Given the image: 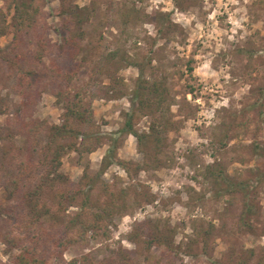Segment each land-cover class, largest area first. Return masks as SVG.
I'll return each mask as SVG.
<instances>
[{"label":"rangeland","instance_id":"rangeland-1","mask_svg":"<svg viewBox=\"0 0 264 264\" xmlns=\"http://www.w3.org/2000/svg\"><path fill=\"white\" fill-rule=\"evenodd\" d=\"M68 1L86 20L81 26L71 24L78 34L80 50L70 61L62 53L58 36L64 25L57 15L60 0H36L42 12L39 25L50 40V49L43 65L37 66V77L46 87L32 92L35 104L27 114L51 126L61 125L64 107L57 105L55 94L62 87L72 99L78 94V100L92 113L95 133L118 139V159L144 165L145 156L136 138L114 135L125 125L124 114L131 112L132 92L141 66L146 80H166L171 106H165V110L169 108L167 118L172 130L160 156L163 167L131 178L120 166L112 165L102 179L118 190L138 185L140 191L149 193L150 203H132L129 199L128 210L114 217L110 239H94L92 232L88 233L64 254L65 262L85 255L100 261L121 247L135 252L130 235L138 224L150 220L176 227L177 245H186L197 226L212 223L216 235L211 256L198 257V264L223 260L229 254L231 241L246 250L264 248V235L238 239L225 231L226 226L233 229L239 207L231 208L227 199H218L204 178V169L215 161L221 162L232 177L264 165V159L253 157L249 148L256 138L264 141V123L251 108L255 103L252 90L264 84V0ZM0 8H4L1 0ZM12 41V34L0 38V47L7 55ZM26 51L29 63L23 68L27 71L32 69L30 55L35 45L28 44ZM55 67L74 74L72 83L51 79L49 73ZM18 81L17 71L0 61V129L8 127L10 118L23 113ZM51 81L56 82L53 85ZM151 122V117H141L136 121V132L149 134ZM225 127L230 128L233 137L226 149L219 150L217 138ZM26 142L23 135L15 137V144L0 140V157L4 148L26 147ZM109 144L82 157L70 152L62 159L61 172L73 183L80 182L87 166L89 173L96 175ZM17 202L0 187V264H15L13 256L17 251L7 246L3 237L17 234L16 221H8L3 210ZM259 202L260 226L264 227V188ZM23 210L24 207L20 215L25 214ZM76 212L77 209H67L70 216ZM13 215H18L16 210ZM50 250L49 264H60L54 248ZM160 252L154 249L153 255L159 256ZM182 258L184 264L194 262ZM138 264L146 263L139 258Z\"/></svg>","mask_w":264,"mask_h":264},{"label":"trees","instance_id":"trees-1","mask_svg":"<svg viewBox=\"0 0 264 264\" xmlns=\"http://www.w3.org/2000/svg\"><path fill=\"white\" fill-rule=\"evenodd\" d=\"M1 1L4 8H0V38L12 34L13 41L8 46V55L0 47V61L19 75L18 93L22 98L24 114L18 113L8 120V127L0 129V140H9L15 144L16 136L27 137L26 147L4 148L0 157V187L5 189L11 200H18L16 205L3 210L8 221H16L17 234L9 233L3 237L5 244L17 251L13 256L14 263L49 264L51 248H54L53 253L61 260L60 264H138L139 258L146 264H184L183 256L194 260L193 264H198V257H210L216 235V227L212 223L197 226L194 228L195 234L186 245H177L176 227H172L169 222L162 224L150 220L138 224L130 235V242L136 246L135 252L121 247L100 261L85 255L65 262L64 254L87 237L88 233L92 232L94 239H110L109 229L114 217L128 210L129 199L132 203H150L149 193L140 191L138 185L118 190L115 185L102 179L112 165L120 166L131 178L164 166L160 156L164 153L168 133L172 130V124L167 118L171 103L166 80L150 82L145 79L144 68L138 66L139 78L132 92L131 112L124 114L123 129L114 133L122 136L129 134L136 138L139 150L145 156L144 165L118 159V139L95 133L92 113L78 100V94L72 99L71 94L62 87L55 97L57 105L64 107L63 123L51 126L45 121L33 119L27 112L35 104L32 92L39 87H46V84H41L42 79L37 77V66L43 65V59L50 49V40L44 36L43 28L39 25L42 12L36 0ZM60 2L57 15L64 21L58 32L60 48L70 61L76 59L80 50L78 34L71 29V24L81 26L86 20L76 14L79 9L68 0ZM28 44H34L35 51L30 55L32 69L26 71L23 67L29 63L26 59L29 54L26 51ZM51 71V79L54 77L56 81L63 79L70 84L74 79V74L62 72L59 67ZM55 82L51 81L53 85ZM252 94L255 103L251 108L261 123H264V84L253 89ZM165 106H169L168 111ZM144 116L152 119L149 134H139L135 130L136 121ZM258 128V132L262 131L261 127ZM6 130H9L8 133H4ZM230 131V128H223L222 136L217 138L219 150L228 147L233 137ZM108 143L111 144L103 158L101 170L96 175H91L87 166L80 182L73 183L61 172L62 159L70 152L82 157ZM249 148L253 157L264 159V141L256 138ZM204 178L212 185L218 199H227L231 208L239 207L240 213L233 229L223 227L229 231L228 234L238 239L264 235V227L260 226L262 216L259 202L264 188V165L241 171L232 177L221 162L215 161L204 169ZM238 199L239 205L236 203ZM22 207L25 214L20 215ZM71 208L77 209L73 216L67 214V209ZM15 210L18 214L16 217L13 215ZM232 242L229 254L223 260L207 263L264 264V248L246 250ZM154 249L161 250L159 256L153 255Z\"/></svg>","mask_w":264,"mask_h":264}]
</instances>
